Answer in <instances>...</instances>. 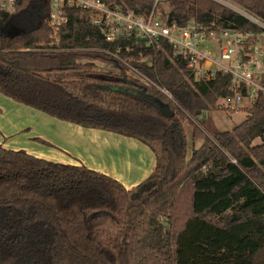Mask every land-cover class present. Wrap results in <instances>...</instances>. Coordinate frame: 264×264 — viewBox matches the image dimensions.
Listing matches in <instances>:
<instances>
[{"label": "trees", "instance_id": "16d2710c", "mask_svg": "<svg viewBox=\"0 0 264 264\" xmlns=\"http://www.w3.org/2000/svg\"><path fill=\"white\" fill-rule=\"evenodd\" d=\"M231 1L264 21V0ZM117 3L140 15L155 6ZM50 4L16 0L14 12L0 10V94L64 123L133 138L156 164L127 189L83 165L0 145V264H264V94L246 120L218 129L213 113L232 94L231 75L195 81L166 43H107L78 7L67 9L50 45ZM165 8L169 24L258 31L211 0L156 5ZM21 14L32 27L7 31Z\"/></svg>", "mask_w": 264, "mask_h": 264}, {"label": "built area", "instance_id": "2783aa9c", "mask_svg": "<svg viewBox=\"0 0 264 264\" xmlns=\"http://www.w3.org/2000/svg\"><path fill=\"white\" fill-rule=\"evenodd\" d=\"M155 0L146 15L126 11L117 0H51L46 25L52 29V45L60 41L61 29L68 23L67 9L85 11L89 24L103 32L107 43L124 38L144 40L148 45L168 44L173 58L186 62L195 81H209L216 74L231 75L232 94L218 102V108L232 112L252 105L264 94V21L231 0H211L254 24L258 31L225 28L190 21L184 26L167 21L168 9L159 11ZM16 0H0V10L15 11ZM216 55V57H215ZM245 92V94L243 93Z\"/></svg>", "mask_w": 264, "mask_h": 264}, {"label": "crops", "instance_id": "0c3cea01", "mask_svg": "<svg viewBox=\"0 0 264 264\" xmlns=\"http://www.w3.org/2000/svg\"><path fill=\"white\" fill-rule=\"evenodd\" d=\"M0 145L66 165L85 166L127 189L153 172L155 156L143 143L117 133L61 122L0 94Z\"/></svg>", "mask_w": 264, "mask_h": 264}, {"label": "rangeland", "instance_id": "374dc122", "mask_svg": "<svg viewBox=\"0 0 264 264\" xmlns=\"http://www.w3.org/2000/svg\"><path fill=\"white\" fill-rule=\"evenodd\" d=\"M166 9V8H165ZM32 27V22L28 14H21L18 16H13L11 21L7 24L6 30L8 31H18L22 29H28ZM51 42L53 37L50 36ZM50 42V45H52ZM216 57V55H215ZM251 106L246 104V109L241 110L240 112H232L228 110H221L223 108H218L214 110L213 119L215 121V126L221 130H232L235 126L239 125L241 122L246 120L248 116V110ZM3 113V110L0 109V114ZM260 140H257L255 144L259 143ZM149 149V147H147ZM150 150V149H149ZM153 153V152H152Z\"/></svg>", "mask_w": 264, "mask_h": 264}, {"label": "water", "instance_id": "95a60500", "mask_svg": "<svg viewBox=\"0 0 264 264\" xmlns=\"http://www.w3.org/2000/svg\"><path fill=\"white\" fill-rule=\"evenodd\" d=\"M160 108V111L163 113V114H165V115H167L168 113V110L166 109V108H161V107H159ZM168 116V115H167Z\"/></svg>", "mask_w": 264, "mask_h": 264}]
</instances>
